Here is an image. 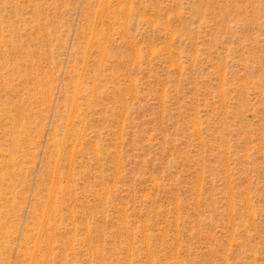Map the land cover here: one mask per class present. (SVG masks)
Masks as SVG:
<instances>
[{
	"label": "rangeland",
	"instance_id": "1",
	"mask_svg": "<svg viewBox=\"0 0 264 264\" xmlns=\"http://www.w3.org/2000/svg\"><path fill=\"white\" fill-rule=\"evenodd\" d=\"M0 264H264V0H0Z\"/></svg>",
	"mask_w": 264,
	"mask_h": 264
}]
</instances>
